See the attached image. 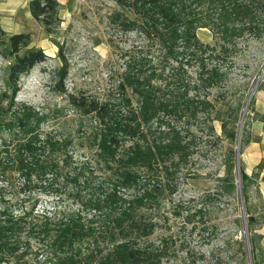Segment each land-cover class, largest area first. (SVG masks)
I'll return each mask as SVG.
<instances>
[{
  "label": "trees",
  "instance_id": "trees-1",
  "mask_svg": "<svg viewBox=\"0 0 264 264\" xmlns=\"http://www.w3.org/2000/svg\"><path fill=\"white\" fill-rule=\"evenodd\" d=\"M116 3L121 11L110 16L111 24L138 34L143 46L122 56L113 97L101 101L66 95L72 109L92 118L88 145L109 170L87 201L89 218L80 211L58 215L36 210L42 197H60L63 180L78 183L85 168L70 154L72 141L45 128L49 113L15 102L20 78L46 55L24 50L28 34L4 39L0 22V56L8 63L6 89L0 93V264H168L165 243H146L154 224L143 211L157 207L164 193H175L174 179L187 166L196 131L211 136V123L219 121L225 139L236 143L237 108L226 105L221 115L216 106L226 96H212L211 90L228 82L238 41L264 37V0ZM29 13L47 33L60 23L57 0H30ZM201 28L210 30L213 44L199 41L196 31ZM60 57L58 86L67 76L66 59ZM58 91L66 93L63 87ZM235 153L227 151V174L219 180L228 194L237 188L231 173ZM239 180L244 208L247 177L240 166ZM237 221L243 228L246 223L251 261L259 264L257 254L264 255L255 246L253 217L246 207L244 219L241 214Z\"/></svg>",
  "mask_w": 264,
  "mask_h": 264
},
{
  "label": "rangeland",
  "instance_id": "rangeland-1",
  "mask_svg": "<svg viewBox=\"0 0 264 264\" xmlns=\"http://www.w3.org/2000/svg\"><path fill=\"white\" fill-rule=\"evenodd\" d=\"M57 1L60 23L51 33L23 11L15 17L7 16L4 39L12 34H28L29 44L24 50L39 49L45 53L44 62L20 78L15 102L49 113L52 119L45 128L59 137L69 138L73 160L83 163L85 168L84 173L78 174V183L63 180L60 197H42L44 203L36 210L41 213L46 209L58 215L80 211V215L89 218L92 213L85 207L87 201L98 193V186L109 170L88 145L92 118L72 109L66 95H84L101 101L113 97L124 66L122 56L132 48L138 50L144 40L133 32L123 33L111 24L110 16L121 11L116 0ZM196 35L204 44L214 43L207 28L198 29ZM238 47L228 82L211 90L212 96H226V101L216 106L221 115L225 114L226 105L232 110L237 108L234 113L238 115L237 128L249 92L264 67V37L238 41ZM60 55L66 59L67 76L58 86L56 72L61 67ZM7 65V60L0 56V93L6 89ZM263 78L264 72L256 89ZM60 87L65 94L58 91ZM253 97L254 93L247 105L242 129ZM133 104L137 106L135 101ZM211 124L215 133L211 136L206 135V130L193 128L196 139L192 155L174 179L175 193L171 196L164 193L157 207L143 211L145 220L154 224L146 243L156 246L165 243L168 264H250L251 233L245 236L243 224L237 221L242 210L238 188L228 194L219 181L227 174V151H240V144L237 148L235 142L225 139L219 121ZM241 138L242 131L240 142ZM234 156L231 173L236 175V153ZM257 261L264 264V258L258 254Z\"/></svg>",
  "mask_w": 264,
  "mask_h": 264
},
{
  "label": "crops",
  "instance_id": "crops-1",
  "mask_svg": "<svg viewBox=\"0 0 264 264\" xmlns=\"http://www.w3.org/2000/svg\"><path fill=\"white\" fill-rule=\"evenodd\" d=\"M30 0H0V22L5 31L8 15L29 13ZM6 15V16H4ZM239 151V166L245 182L246 209L253 217L255 244L264 255V78L254 92Z\"/></svg>",
  "mask_w": 264,
  "mask_h": 264
},
{
  "label": "water",
  "instance_id": "water-1",
  "mask_svg": "<svg viewBox=\"0 0 264 264\" xmlns=\"http://www.w3.org/2000/svg\"><path fill=\"white\" fill-rule=\"evenodd\" d=\"M263 72H264V67H263V70L261 71L260 75L258 76L255 84L253 85L252 89L250 90L249 95H248V98H247V102H246V104L244 106V109L242 111V116L240 118V124H239V127H238L237 139H236V147L237 148L239 147V143H240L241 128H242V123H243L244 115L246 113L247 105L249 103V100H250L252 94L255 92L257 83L260 80V77H261V75H262ZM238 158H239V151H236V165H235L236 183H237V188H238V194L241 197V186H240V180H239V159ZM241 209H242L241 210V214H242L243 219H244V209H243V203H242V201H241ZM244 232H245V236H247L248 235V232H247V228H246V223L245 222H244ZM249 261H250V264H251V260H249Z\"/></svg>",
  "mask_w": 264,
  "mask_h": 264
}]
</instances>
